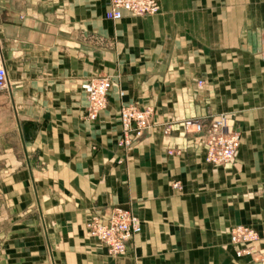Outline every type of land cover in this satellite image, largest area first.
<instances>
[{
	"label": "crops",
	"instance_id": "1",
	"mask_svg": "<svg viewBox=\"0 0 264 264\" xmlns=\"http://www.w3.org/2000/svg\"><path fill=\"white\" fill-rule=\"evenodd\" d=\"M158 1L112 21L106 0H0V264H258L231 230L264 252V0ZM102 76L108 105L88 120L83 85ZM129 104L153 112L128 149ZM221 113L241 143L215 166L181 121ZM113 208L142 224L120 256L87 228Z\"/></svg>",
	"mask_w": 264,
	"mask_h": 264
},
{
	"label": "built area",
	"instance_id": "2",
	"mask_svg": "<svg viewBox=\"0 0 264 264\" xmlns=\"http://www.w3.org/2000/svg\"><path fill=\"white\" fill-rule=\"evenodd\" d=\"M106 18L121 20L125 12L133 16L155 15L160 11L158 0H106ZM264 62V51L262 52ZM112 81L109 77H95L83 85L88 94V120H96L99 113L108 105ZM11 87L0 40V91ZM152 109L135 104L123 105L120 109L122 135L119 146L131 148L151 128ZM186 133L206 147V161L215 166H225L236 156L241 143V132L232 128L229 117L224 114L192 117L181 121ZM173 123L165 127V134H171ZM172 152V151H171ZM175 187H179L175 183ZM90 234L99 240L113 256L127 251L128 242L142 231V224L129 210L113 208L107 220L94 216L87 223ZM258 233L248 226H237L231 230V243L238 257H251L258 264H264V252L257 250L254 243Z\"/></svg>",
	"mask_w": 264,
	"mask_h": 264
}]
</instances>
